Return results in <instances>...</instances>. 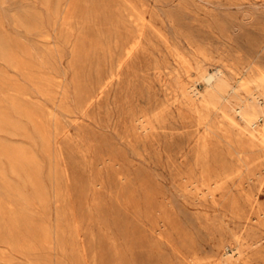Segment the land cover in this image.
Returning <instances> with one entry per match:
<instances>
[{"label": "rangeland", "instance_id": "rangeland-1", "mask_svg": "<svg viewBox=\"0 0 264 264\" xmlns=\"http://www.w3.org/2000/svg\"><path fill=\"white\" fill-rule=\"evenodd\" d=\"M263 129L264 0H0V264H264Z\"/></svg>", "mask_w": 264, "mask_h": 264}, {"label": "bare ground", "instance_id": "bare-ground-1", "mask_svg": "<svg viewBox=\"0 0 264 264\" xmlns=\"http://www.w3.org/2000/svg\"><path fill=\"white\" fill-rule=\"evenodd\" d=\"M218 77V73L217 72H214V73H206L205 75H204V79L206 78V80H207V82L208 83H211L212 81H214L216 78ZM190 90V89H189ZM201 93V92H200ZM250 95H252V98H255L256 100H258V95H257V93L256 92H250ZM201 96V95H200ZM249 106L248 105H246V104H243L242 106H241V108H240V112H241V114H242V117L245 119V120H247V116H248V110H249V108H248ZM261 133L264 135V129H263V131H261ZM203 138V137H202ZM207 143V142H206ZM208 149V148H207ZM204 156V155H203ZM200 157V156H199ZM209 168V167H208ZM219 184V183H218ZM226 184V183H225ZM221 186V185H220Z\"/></svg>", "mask_w": 264, "mask_h": 264}]
</instances>
